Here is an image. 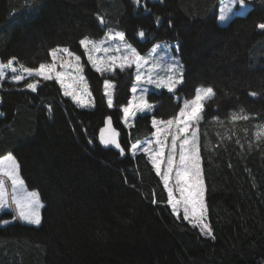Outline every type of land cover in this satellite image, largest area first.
<instances>
[{
  "label": "trees",
  "instance_id": "1",
  "mask_svg": "<svg viewBox=\"0 0 264 264\" xmlns=\"http://www.w3.org/2000/svg\"><path fill=\"white\" fill-rule=\"evenodd\" d=\"M218 15L219 0H0V59L35 68L51 60L52 49L68 47L82 58L95 103L78 107L53 80L36 92L0 88V158L15 156L45 205L40 226L3 225L8 215H0V264H264V139L253 138V126L264 121V30L257 27L264 0L224 23ZM108 27L143 54L177 41L184 81L175 93L182 98L200 86L216 91L199 125L215 239L173 213L145 153L131 156L132 142L152 133V116L173 117L181 102L166 89L152 91L153 113L123 125L134 70L101 74L79 44ZM105 80L114 84L112 107ZM241 107L250 118L233 123L228 114ZM107 117L122 133L125 156L99 142Z\"/></svg>",
  "mask_w": 264,
  "mask_h": 264
},
{
  "label": "snow or ice",
  "instance_id": "2",
  "mask_svg": "<svg viewBox=\"0 0 264 264\" xmlns=\"http://www.w3.org/2000/svg\"><path fill=\"white\" fill-rule=\"evenodd\" d=\"M137 5L141 4V0H135ZM253 0H219V15L218 20L221 23L227 22L232 16H245L249 13ZM235 10V11H234ZM101 24L106 23L103 16H98ZM159 23V18H157ZM259 29L264 30V22L257 25ZM138 36L145 37V32L139 30ZM109 40H119L125 43L123 56H112L108 60L106 67L102 66L104 61L94 58L92 53L104 51L108 49L102 48V45ZM86 52H88V60L97 72L110 71L114 72L118 67L121 71L135 66L137 82L154 85L158 89H167L168 92L174 93L177 85L184 81L183 65L175 57H170L166 63H161L159 68L157 63L153 62V67L147 72H142L141 69L148 60L130 45H127L124 32H109L104 40L96 41L89 37H84L79 41ZM159 47V46H157ZM179 49V43L175 45ZM117 51L120 48L117 47ZM155 49L153 50V52ZM58 52L67 54L68 58L74 57L76 61L77 71L82 72V66L79 64L80 56H75L69 48L51 50V56L55 61ZM17 59L10 58L7 62H0V77L6 76V70H9L13 75L11 79L19 83L28 77H40L44 81L57 80L64 88V95L72 97L80 106H87L84 103L83 94L78 95L75 90L70 91L71 85L65 83V73L57 72V64L40 63L37 68L26 67L24 64L19 65V70L15 66ZM71 65L70 59H64L62 67ZM83 80V76L79 77ZM41 83L40 79H34L33 82L27 83L25 87L32 92H36L38 85ZM105 93L108 98V106L113 105V93L108 91L113 85L109 81L104 84ZM137 91L136 87L132 88V92ZM146 88L141 89V97L139 103H131L123 108V115L125 123L128 122L129 117L134 116L136 112L143 113L145 111L152 112L155 105L149 103L145 98ZM90 95V94H89ZM227 95V93H224ZM251 96L256 97L257 92H251ZM216 97V91L212 86H200L194 89L190 98L183 99V106L179 108L178 114L167 120H157L152 118L151 124L156 129V144L159 146L158 150H152L151 162L155 168L157 175H160L164 187L167 189V203L171 206L173 213L180 216L181 210L183 212V219L198 227L199 232L206 237L215 239L213 229L207 222V206L205 203V184L201 171V157L199 144V124L205 118V106L208 102ZM246 110L241 107L238 111H232L228 114V119L233 123L238 120L247 121L250 117L245 114ZM215 119H219L216 117ZM253 138L258 142L264 139V124L254 125ZM190 129L192 131L190 132ZM163 134L164 139H161ZM171 136V146L167 159V171L161 174V165L163 157L165 156L166 140ZM118 133L112 128L111 117L108 118L107 127L100 130V141L105 146H114L123 154L125 149L121 146L117 139ZM179 143V164L176 161L177 141ZM151 144V141L148 142ZM239 143V140H237ZM137 144L131 145V151L135 154ZM144 152H150L149 148H144ZM7 161L5 166L4 161ZM175 171V183L170 185L173 179V172ZM0 175L7 176L11 180L12 188L15 192H20L24 187V181L20 177V165L17 159L11 154L7 155L4 160H0ZM178 190L179 198L175 195ZM5 183L0 179V211H8L12 213V221H22L29 225L40 226L42 224L41 209L45 207L42 203L39 194L35 191H23L22 195H14L9 200L6 195ZM155 203V201H153ZM4 224L10 221H3Z\"/></svg>",
  "mask_w": 264,
  "mask_h": 264
},
{
  "label": "rangeland",
  "instance_id": "3",
  "mask_svg": "<svg viewBox=\"0 0 264 264\" xmlns=\"http://www.w3.org/2000/svg\"><path fill=\"white\" fill-rule=\"evenodd\" d=\"M109 32L115 33V32H122V31H120L118 29H115V28H112V27H108L106 29V33L101 38H99V39L91 38V39L96 40V41L104 40V38L107 36V34ZM125 40L127 42V45H130L131 47L135 48L130 42L127 41L126 38H125ZM177 43H178L177 41H159L154 46L150 47L149 51L147 53H145V54H143V53H141V52L138 51L141 56H143L145 59L148 60V63L143 66V68L141 69V71L147 73L153 67V62H156L157 63V67L159 68V65L161 63H166L169 60L170 57H175V59L179 60V62L182 64L179 56L176 53V50L177 49L175 48V45ZM157 46H159V47H157ZM64 47L65 46H59V47H56L54 49H62ZM117 47L120 48V51H117L116 50ZM82 48L84 49L83 46H82ZM102 48H106V49H108V51L107 52H104V51L101 50L99 52L92 53V55L94 56V58H96L98 60L104 61V64H102V66H104V67L107 66L108 60H109L110 57H112V56L120 57V56H123L125 54V52H124L125 43L122 42V41H119V40H109V41H107L106 43H104L102 45ZM154 49H155V51L153 52ZM84 51H85V49H84ZM71 52H73V51H71ZM73 53L75 54V56H79L76 52H73ZM85 56H86V58L88 60V52H86V51H85ZM66 58L71 60V65L70 66H67V67H62L61 65L63 64L64 59H66ZM7 61H5V62H7ZM0 62H4V61H2L0 59ZM88 62L92 66V63L89 60H88ZM44 63L45 64L56 63L57 64V72H62V73H65L66 74L65 75V83L68 84V85H71V87H70L69 90L70 91L75 90L78 95L83 94L84 103H85V105H87V106H83V107L80 106L75 100H73L72 97L66 96V97L70 98L74 102V104H76L78 107H81V108H92V107L95 106L93 95L91 93V90H90V87L88 85L86 76L84 74V65H83L81 56H80L79 64L82 66V69H83L82 72L81 71H77V69H76V61H75L74 57L68 58L67 57V54L62 53V52H58L57 58H56L55 61L53 60V57L51 56V60L49 62H44ZM20 64H23V63L20 62L17 59V63H16L15 66L17 67L18 70H19V65ZM35 68H37V67H35ZM117 69H119V68L117 67L115 70H117ZM128 69L134 70V81L132 83L131 92H132V88L133 87H136L137 88V91L135 93L132 92V94H131V96L129 98L128 104L125 105V106H123V108L126 107V106H128L131 103H139L140 102V97H141V89H143V88H146L147 89V92L144 94L145 95V98L147 99V101L149 103L155 105L154 103H152V102H150L148 100V95L152 91H160L161 89H158L154 85H151V84H146V83H143V82H137L136 79H135V75H136L135 66H133L132 68H127L125 70H128ZM183 70H184V67H183ZM6 73L7 74H6L5 77H0V88H2V89H5V83H7V84L12 85L11 87H7L9 89L15 88V89H22V90L31 91V90H29V89H27L25 87V85L27 83L33 82L34 79H40L41 82L44 81L40 77H28L24 81H21L19 83H16V82H14L11 79V76L13 75V73H11L9 70H6ZM99 73H101V72H99ZM109 73H113V72L105 71V72H103L101 74H109ZM80 76H83V80H80L79 79ZM53 81H55L60 86L61 91H62V94L64 95V88L61 86V84L59 83V81H57V80H53ZM105 81H109L113 85V87L108 90V91H111L113 93L114 92V84H113V82H111L110 80H105ZM40 84L38 85V87L40 86ZM104 84H105V82H104ZM180 85L181 84L177 85L175 91L178 89V87ZM104 90H105V87H104ZM172 94H174L176 101L181 102V107H182L183 106V99L184 98H182L181 95L176 94L175 92L172 93ZM106 97H107V95H106ZM107 102H108V98H107ZM155 107H156V105H155ZM123 108H122V110H123ZM153 111L152 112L145 111L143 113L136 112V114L134 116L129 117L127 123H125L124 116H123V119H122L123 125L126 128L129 129V128H131V126H133L134 121H135L136 117L139 114L153 113ZM153 117H155V116H152V118ZM155 118L157 120H167V119H170L172 117L167 118V119H163V118L161 119V118H157V117H155ZM260 124H264V121L257 122L255 125H260ZM198 128H199V126H198ZM191 131H192V129H190V132ZM155 133H156V129L153 128L152 133L150 135H148L147 137H145L143 139H140V140L133 141L132 144H137L139 147L137 148V150H136V152H135L134 155H133V153H132V151L130 149L131 156L134 157V156H136V154H138L140 152H143V153H145L146 157L148 158V160L152 164V162H151L152 150H158V147H159L156 144V142H155L156 141V135H155ZM198 136H199V132H198ZM161 139H164L163 134L161 135ZM149 141H151V144L148 143ZM179 143H180V140L177 141L176 161H175V163L177 165L179 164V152H180ZM166 145L167 146H166V149H165V156L163 157V163L161 165V174H165L166 171H167V159H168L169 150H170V146H171V136H168L167 137ZM109 148H111V147H109ZM144 148H149L150 149V152H148V153L144 152L143 151ZM7 155H9V154H7ZM7 155L1 157L0 160H4V158ZM12 156H14V155H12ZM200 157H201V155H200ZM4 163H5V166H7V163L8 162L6 160L4 161ZM200 166H201V171H202V176H203L202 161L200 162ZM20 177L23 180L21 174H20ZM174 177H175V171L173 172V179L170 181V185H174V183H175ZM0 179H2L4 181V183H5V188L7 190L6 191V195L8 196L9 200H11V198L14 195H22L23 194V191H28V192L35 191V192H37V190L31 189V188L27 187L24 180H23L24 181V187H23V189L20 192H15L13 190V188H12L11 180L7 176L0 175ZM203 180H204V177H203ZM162 183H163V181H162ZM204 184H205V181H204ZM166 191H167V189H166ZM175 195L177 196V198H179L178 190L175 192ZM205 196H206V185H205ZM205 203H206V198H205ZM206 206H207V204H206ZM42 209H41V216H42ZM4 214H7L8 217L5 218L3 221L7 220V221H10V223H15L16 222V223L25 224L22 221H12V213L11 212H8V211H0V215H4ZM180 216H183L182 210H181ZM3 221H2V224L3 225H7V224H4ZM207 222L210 224L209 215H208V207H207ZM10 223H8V224H10Z\"/></svg>",
  "mask_w": 264,
  "mask_h": 264
},
{
  "label": "water",
  "instance_id": "4",
  "mask_svg": "<svg viewBox=\"0 0 264 264\" xmlns=\"http://www.w3.org/2000/svg\"><path fill=\"white\" fill-rule=\"evenodd\" d=\"M108 118H109V117H107L106 122H105V125H104L101 129H104V128L107 127V121H108ZM111 121H112V119H111ZM112 128H114V129L116 130V132L118 133V137H117V139H118V141H119L120 144H121V136H122L121 131H120V130L114 125L113 122H112ZM99 137H100V134H99ZM99 142L101 143L102 146L107 147V148H109V147L114 148L116 151H118V152L120 153V150L117 149V148H115L114 146H111V145H109V146H105V145L100 141V139H99ZM121 146H122V144H121ZM122 147H123V146H122ZM121 155H122V156H125V155H126V151H124V153L121 154Z\"/></svg>",
  "mask_w": 264,
  "mask_h": 264
}]
</instances>
